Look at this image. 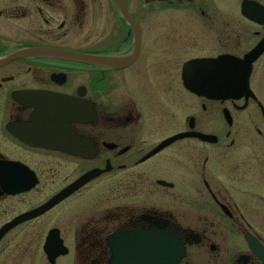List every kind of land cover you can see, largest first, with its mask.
<instances>
[{
  "label": "flooded vegetation",
  "instance_id": "obj_1",
  "mask_svg": "<svg viewBox=\"0 0 264 264\" xmlns=\"http://www.w3.org/2000/svg\"><path fill=\"white\" fill-rule=\"evenodd\" d=\"M242 1L239 19L226 8L221 21L213 0H123L131 24L114 0H0V164L12 166H3L0 228L97 172L10 229L0 264L11 240H39L41 219L60 206L67 227L44 238L57 229L72 264H167L154 232L181 241L177 264H264V89L254 80L264 52L239 98L202 97L184 84L187 62L243 58L264 38ZM259 11L244 9L264 20ZM69 54L135 57L110 67ZM24 181L36 184L9 193ZM46 191L33 205L25 199Z\"/></svg>",
  "mask_w": 264,
  "mask_h": 264
},
{
  "label": "water",
  "instance_id": "obj_2",
  "mask_svg": "<svg viewBox=\"0 0 264 264\" xmlns=\"http://www.w3.org/2000/svg\"><path fill=\"white\" fill-rule=\"evenodd\" d=\"M116 5L121 9L122 15L128 20L129 23L133 24V20L127 14L123 0H114ZM242 7H251L259 9V6L254 2H244ZM250 19L256 22L264 23L259 20V14L256 16L252 14L247 15ZM258 18V20L256 19ZM139 39L137 33V40ZM137 48V47H136ZM264 51V40L260 42L251 52H249L243 59H238L230 56H219L215 59H202L194 62H189L185 65V76L184 84L185 87L198 95L211 98V99H225V98H239L242 92H245L248 82V77L251 69V65ZM137 49H135V53ZM28 54L27 51L19 52L14 54L11 58L17 56H23ZM70 57L79 61H86L97 65H105L110 67H121L128 64L131 59H114V58H99V57H87L80 54H69ZM3 166L12 167L11 165L0 164V183L3 176ZM20 173L25 174L23 170ZM93 175L88 174L75 182L73 185L64 189L56 196L51 198L47 203L41 207L20 215L19 217L12 220L10 223L3 226L0 230V239L2 236L9 231L12 227L28 220L42 215L64 198L69 196L82 184L86 183ZM25 182V181H24ZM24 184H20L18 190L9 191L10 194L26 191L31 185L23 187ZM167 241V256L168 264H176L183 253V245L178 238L174 236H165ZM155 240V239H154ZM43 250L47 255L48 261L53 264L56 257L66 253L62 245V241L58 237L57 230H51L46 238Z\"/></svg>",
  "mask_w": 264,
  "mask_h": 264
},
{
  "label": "rangeland",
  "instance_id": "obj_3",
  "mask_svg": "<svg viewBox=\"0 0 264 264\" xmlns=\"http://www.w3.org/2000/svg\"><path fill=\"white\" fill-rule=\"evenodd\" d=\"M239 1L240 0H213L214 6L218 9L219 13L222 15V16H218V18L221 21H225L229 16L225 14L224 9L229 8V9H232V12H233L232 18L234 20H237V18L239 19L237 12H235L238 8ZM155 20L159 21L161 20V17L154 16L153 23L155 22ZM238 24L240 23L238 22ZM222 33H223L222 27H218L215 33L216 36H219ZM223 36H224V33H223ZM224 42H226V40L224 41L222 39V43ZM233 42L235 44L234 40ZM262 69L264 70V64L262 65ZM256 79L254 80L259 85L258 87H261L262 89H264V72L259 75L258 82ZM49 193H50L49 191L48 192L46 191V192H39L37 194L36 193L29 194V195H25V199L30 200V204L33 205L37 201H40L41 199L43 200V198L47 196ZM81 204H84V203H80L79 205ZM9 210L10 212H12V211H15V208L10 206ZM65 210H67L65 207L60 206L56 208L55 210H53L52 212H50L49 214L45 215L43 219H41L40 228L43 234L40 235L39 240H36L34 242L29 241L28 239L22 240L20 238L11 240L9 243V262L8 264H48V262L46 261L43 255V251H42L44 236H45L46 231L55 225H60L61 227H67L65 223V216H66ZM26 243H30V246L28 247L27 250H24V248L26 247ZM66 243L67 245L69 244L70 246L73 243H75L76 245L78 244L77 241H73L71 238L70 239L67 238ZM72 257H73V251L71 250V252L66 257H62L58 259L56 264H72Z\"/></svg>",
  "mask_w": 264,
  "mask_h": 264
}]
</instances>
